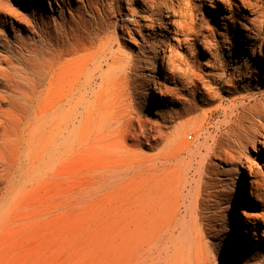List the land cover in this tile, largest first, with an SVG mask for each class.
<instances>
[{
  "label": "rangeland",
  "instance_id": "1",
  "mask_svg": "<svg viewBox=\"0 0 264 264\" xmlns=\"http://www.w3.org/2000/svg\"><path fill=\"white\" fill-rule=\"evenodd\" d=\"M179 1L182 14L196 15L195 35L210 34L221 41L226 28L211 22L204 1ZM5 5L28 13L26 19L8 14L0 27V92L17 104L18 129L27 125L36 96L47 86L55 100L65 98L69 128L63 134L45 125L35 134L34 148H24L26 141L15 146V177L4 184L9 213L0 225V264H145L159 213L181 201L193 203L205 216L211 207L227 215L231 243L244 251L263 245L261 235L252 245L253 235L243 238L235 224L240 218L245 225V214L251 211L262 213L249 199L251 180L264 178V147L253 142L248 148L234 146L228 156L233 170L218 153L224 143L225 111L234 97L247 94L244 86L231 95L223 82L212 88V102L201 97V84L195 100L182 87L185 105L158 106L155 84L145 83L138 65L131 83L120 81L117 68L110 69L107 61L119 47L122 53L141 56V38L133 25L130 35L124 24L128 12L150 14L140 0H90L89 5L87 0H0V7ZM239 10L245 11L234 7ZM166 16L162 7L163 31L156 23L154 40L175 44ZM229 22L224 20L227 26ZM180 51L186 53L192 74L209 79L212 60L200 40L192 51ZM156 67L161 70L159 59ZM159 76L164 77L161 72ZM254 129L257 137L264 133V117ZM250 154L263 162L246 179L243 194L239 179ZM11 155V148L3 151L8 163ZM147 158L151 164L145 167Z\"/></svg>",
  "mask_w": 264,
  "mask_h": 264
},
{
  "label": "bare ground",
  "instance_id": "2",
  "mask_svg": "<svg viewBox=\"0 0 264 264\" xmlns=\"http://www.w3.org/2000/svg\"><path fill=\"white\" fill-rule=\"evenodd\" d=\"M128 1L130 4L134 3V0ZM140 1L141 5L149 10L146 12L150 14L142 17L136 11L128 12L124 14L127 19L124 24L128 26L130 35L132 28L129 26L133 25L135 32L141 38L143 42L139 47L141 56L133 51L122 53L123 51L119 47L118 52L111 54L107 61L108 67L110 69L117 68L115 74L123 83H131V74L137 69V65L141 67L142 69H140L146 75L145 83L151 80L155 84L153 98L158 106L168 102L185 105L186 102L181 96L182 87H186L195 100V94L200 92L201 84L204 88V91H201V97L207 96L208 99L209 96V101L212 102L214 100L211 95L213 92L215 93L213 87L218 88L224 82L227 87L226 92L234 95L240 91V85L244 86L247 94L242 97H234L231 101L232 107L225 111L224 115L227 120L224 121L226 124L223 134V137L225 136L224 143L223 148H220L218 152L220 160L229 166V170H233L228 156L231 150H236L233 148L234 146L240 147L238 149L248 148L253 142L254 146L264 147V133L260 137L253 133L257 121L264 117V0H238L239 3H232L230 0H200L204 1L209 8L207 15L211 22L217 26L223 24V28H226L227 32L221 36V41L210 34L195 35L194 18L196 15L192 12L182 14L179 0L176 2H174L175 0ZM87 2L89 5L90 0ZM162 7L166 9L167 22L173 26L172 30L168 28L165 30L168 29L173 34L172 39L175 44L167 43L165 40H154L156 23H159V29L163 31L161 25ZM234 7L236 9L243 7L245 11L236 12ZM246 11L253 15V18L248 17ZM0 13L4 15V19L0 18V27H4L8 14L23 19H26L28 15L26 12L7 5L0 7ZM224 20L230 21L229 26L224 23ZM143 28L150 30L147 34H143ZM191 35L195 38H192ZM149 38L154 42L151 43ZM195 40L201 41L203 49L212 60L211 73L208 76L209 79L206 80L198 79L192 74V65L186 58V53L180 51L182 47L187 51H192ZM152 47L155 53H151ZM224 48H226L225 51ZM28 52L31 53V51ZM156 59L160 60L161 70L156 67ZM230 69H232L231 72H229ZM160 72L164 77H155ZM166 83H170L172 86L169 87ZM52 90L47 86L38 93L35 99L34 114L27 121V125L20 130L17 126L20 121L15 113L17 104L14 98L10 94L0 92V225L9 213V205L6 202L9 191L4 184L8 179L13 181L15 177L18 163L15 146L26 141L27 147L24 148H34L35 134L41 133V128L45 125L48 129H55L63 134L69 128L65 98L59 96L55 100ZM33 91L37 93L36 90ZM219 107V105L216 106V109ZM169 114L172 116L171 113ZM173 114L178 116L177 113ZM215 126L218 125L215 124ZM246 133L247 135H244ZM10 148L12 155L8 163L3 156V151ZM262 162V159L257 161L255 155L250 154L247 167L242 166L243 172H241L239 180L243 194L248 187L246 179L254 174L255 168L259 167ZM134 164L139 165V162L136 161ZM149 164H151V160L148 158L142 163L145 167H148ZM258 188L262 193L256 190ZM13 198H15L14 194ZM249 202L254 208L259 205L262 213L257 215L251 211L249 214H245L247 217L244 221L245 225L242 224L240 218H237L236 223L239 221V224H235V227L242 230L243 238L252 234L253 245L257 243L259 235L264 239V178L260 181L254 178L251 180ZM192 205L191 202L187 204L185 201H181L175 209L161 210L145 264H264V242L263 245L258 243L254 252L244 251L243 248L231 243V238L234 235L229 228L227 215L211 210L213 208L209 206V213L205 216L204 211L200 212ZM243 211L247 212V210Z\"/></svg>",
  "mask_w": 264,
  "mask_h": 264
}]
</instances>
